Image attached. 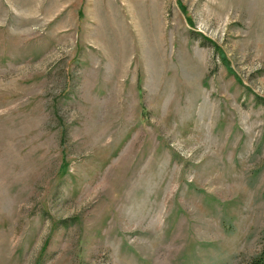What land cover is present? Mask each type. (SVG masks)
<instances>
[{
    "label": "rangeland",
    "instance_id": "1",
    "mask_svg": "<svg viewBox=\"0 0 264 264\" xmlns=\"http://www.w3.org/2000/svg\"><path fill=\"white\" fill-rule=\"evenodd\" d=\"M257 96L264 0H0V264H247Z\"/></svg>",
    "mask_w": 264,
    "mask_h": 264
},
{
    "label": "trees",
    "instance_id": "2",
    "mask_svg": "<svg viewBox=\"0 0 264 264\" xmlns=\"http://www.w3.org/2000/svg\"><path fill=\"white\" fill-rule=\"evenodd\" d=\"M256 101L259 103L261 102L264 103V100L258 96L256 97ZM247 264H264V237H263V243H262V247L260 251L256 255H254Z\"/></svg>",
    "mask_w": 264,
    "mask_h": 264
}]
</instances>
